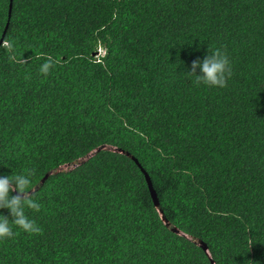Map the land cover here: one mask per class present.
Returning <instances> with one entry per match:
<instances>
[{
    "label": "trees",
    "instance_id": "16d2710c",
    "mask_svg": "<svg viewBox=\"0 0 264 264\" xmlns=\"http://www.w3.org/2000/svg\"><path fill=\"white\" fill-rule=\"evenodd\" d=\"M217 48L227 86L196 85ZM26 169L41 231L0 264H264V0H0V174Z\"/></svg>",
    "mask_w": 264,
    "mask_h": 264
},
{
    "label": "clouds",
    "instance_id": "9594fccd",
    "mask_svg": "<svg viewBox=\"0 0 264 264\" xmlns=\"http://www.w3.org/2000/svg\"><path fill=\"white\" fill-rule=\"evenodd\" d=\"M53 62L46 60L39 67V72L48 75ZM185 76L196 85L209 88H224L233 74L232 62L227 53L220 49H209V54L203 59L192 62ZM136 159V158H135ZM63 168H67L63 170ZM71 168L64 166L59 172H68ZM46 179V178H45ZM34 171L26 169L10 175L0 174V210L7 209L8 214L0 211V243L15 237L14 228L27 234H37L41 231L36 221L30 218L29 210L39 212L41 204L33 189Z\"/></svg>",
    "mask_w": 264,
    "mask_h": 264
},
{
    "label": "water",
    "instance_id": "95a60500",
    "mask_svg": "<svg viewBox=\"0 0 264 264\" xmlns=\"http://www.w3.org/2000/svg\"><path fill=\"white\" fill-rule=\"evenodd\" d=\"M11 8H12V4H11ZM4 40H2L1 42V45L3 44ZM129 156H131L129 154ZM134 158V157H133ZM134 160L139 164V161L137 159L134 158ZM84 163V160L83 161H80L78 164H83ZM75 166H78L77 164ZM141 166V165H140ZM67 168H63V170H66ZM146 177H147V180H148V184H149V187H150V190H151V193H152V196H153V200H154V203H155V206L159 209V212L163 218V220L166 222V224L168 225L169 228H171V224L167 221L165 215H164V211L162 210L161 208V204H160V201H159V198L157 196V192L155 191L154 189V186H153V182H152V179L150 178L149 174L143 169ZM48 178V176H47ZM46 178V179H47ZM45 179V180H46ZM45 180L43 181V183L45 182ZM175 233H180V231L176 228L172 229ZM200 246L203 247L205 249V251L208 252V246L203 243V242H199ZM213 264H215L214 262H212Z\"/></svg>",
    "mask_w": 264,
    "mask_h": 264
},
{
    "label": "rangeland",
    "instance_id": "374dc122",
    "mask_svg": "<svg viewBox=\"0 0 264 264\" xmlns=\"http://www.w3.org/2000/svg\"><path fill=\"white\" fill-rule=\"evenodd\" d=\"M102 54H104V51H102Z\"/></svg>",
    "mask_w": 264,
    "mask_h": 264
}]
</instances>
